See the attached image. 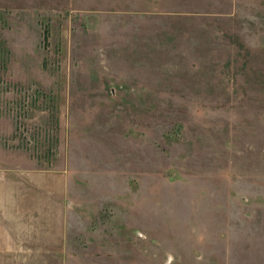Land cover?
Instances as JSON below:
<instances>
[{
	"label": "rangeland",
	"instance_id": "374dc122",
	"mask_svg": "<svg viewBox=\"0 0 264 264\" xmlns=\"http://www.w3.org/2000/svg\"><path fill=\"white\" fill-rule=\"evenodd\" d=\"M0 224L64 264H264V0H0Z\"/></svg>",
	"mask_w": 264,
	"mask_h": 264
},
{
	"label": "crops",
	"instance_id": "0c3cea01",
	"mask_svg": "<svg viewBox=\"0 0 264 264\" xmlns=\"http://www.w3.org/2000/svg\"><path fill=\"white\" fill-rule=\"evenodd\" d=\"M129 6L141 8L144 14L150 16H162L165 14L189 15L191 17L219 16L230 13L241 0H126ZM23 216L28 217V212ZM33 217L32 215L29 216ZM28 217V219H30ZM35 222L38 223V215L35 214ZM25 221V220H24ZM27 222V220H26ZM15 224L13 221H8ZM35 229V228H34ZM29 233V234H28ZM20 234V235H19ZM39 231L31 229L25 232L20 227L16 231L11 225L4 229L0 224V264H50L57 261L64 264L63 259L40 258L37 253V239ZM34 244H33V242Z\"/></svg>",
	"mask_w": 264,
	"mask_h": 264
}]
</instances>
